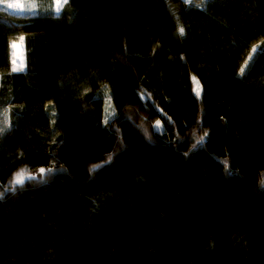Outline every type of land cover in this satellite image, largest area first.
Segmentation results:
<instances>
[{
	"label": "trees",
	"instance_id": "obj_1",
	"mask_svg": "<svg viewBox=\"0 0 264 264\" xmlns=\"http://www.w3.org/2000/svg\"><path fill=\"white\" fill-rule=\"evenodd\" d=\"M31 1L0 5V264H264V0Z\"/></svg>",
	"mask_w": 264,
	"mask_h": 264
},
{
	"label": "rangeland",
	"instance_id": "obj_2",
	"mask_svg": "<svg viewBox=\"0 0 264 264\" xmlns=\"http://www.w3.org/2000/svg\"><path fill=\"white\" fill-rule=\"evenodd\" d=\"M9 3L14 4H20L23 5V7L18 8H9L8 9L16 14H25V13H31L35 11V5H33V2L29 0L28 2L26 0H0V5L6 6ZM63 5V4H62ZM54 7L56 12H59L61 7L60 6V0H54ZM20 37L19 39L15 40L12 43V51H13V69L14 70H23L26 67V59H25V43L24 39ZM252 57V55L249 56V59ZM248 59V61H249ZM26 175H24L25 178Z\"/></svg>",
	"mask_w": 264,
	"mask_h": 264
},
{
	"label": "snow or ice",
	"instance_id": "obj_3",
	"mask_svg": "<svg viewBox=\"0 0 264 264\" xmlns=\"http://www.w3.org/2000/svg\"><path fill=\"white\" fill-rule=\"evenodd\" d=\"M67 2H68V0H60V6H62V4H66ZM7 7H9V8H18V7H23V5L9 3V4H7ZM183 31H184L183 28H181L180 32L183 33ZM243 72H244V68L242 67L241 68V74H243ZM0 131H3V129H0ZM44 171H45V169H43V168L40 169L41 173H43ZM24 175H25V170H21L19 173L16 174L15 179L12 182L16 183V184H22L24 182Z\"/></svg>",
	"mask_w": 264,
	"mask_h": 264
}]
</instances>
